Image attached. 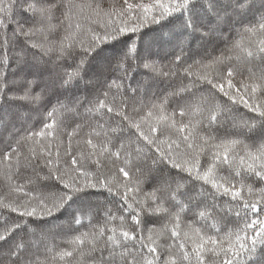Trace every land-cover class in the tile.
<instances>
[{
	"label": "snow or ice",
	"instance_id": "obj_1",
	"mask_svg": "<svg viewBox=\"0 0 264 264\" xmlns=\"http://www.w3.org/2000/svg\"><path fill=\"white\" fill-rule=\"evenodd\" d=\"M0 264H264V0H0Z\"/></svg>",
	"mask_w": 264,
	"mask_h": 264
}]
</instances>
